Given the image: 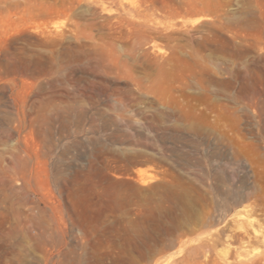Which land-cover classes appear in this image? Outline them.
Segmentation results:
<instances>
[{
  "label": "rangeland",
  "instance_id": "1",
  "mask_svg": "<svg viewBox=\"0 0 264 264\" xmlns=\"http://www.w3.org/2000/svg\"><path fill=\"white\" fill-rule=\"evenodd\" d=\"M0 264H264V0H0Z\"/></svg>",
  "mask_w": 264,
  "mask_h": 264
}]
</instances>
